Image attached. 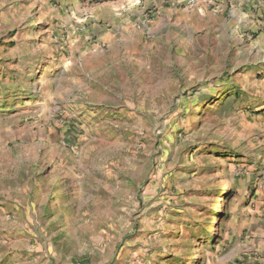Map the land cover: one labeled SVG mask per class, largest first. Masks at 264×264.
Listing matches in <instances>:
<instances>
[{"label": "rangeland", "instance_id": "374dc122", "mask_svg": "<svg viewBox=\"0 0 264 264\" xmlns=\"http://www.w3.org/2000/svg\"><path fill=\"white\" fill-rule=\"evenodd\" d=\"M101 2L0 0V264H264V24Z\"/></svg>", "mask_w": 264, "mask_h": 264}, {"label": "crops", "instance_id": "0c3cea01", "mask_svg": "<svg viewBox=\"0 0 264 264\" xmlns=\"http://www.w3.org/2000/svg\"><path fill=\"white\" fill-rule=\"evenodd\" d=\"M212 3L202 4L199 9L205 7L206 11L209 8L218 14L236 11L239 14L236 23L244 25L251 23V26L254 27L264 24V0H213ZM151 9L155 10V14L161 12L172 14V12L177 13L179 10L194 8H186L174 0H106L91 7L86 15L89 20L93 21L92 26L96 30L104 32L103 30L107 29L108 32L115 34V32L118 33V30L129 27L133 15L146 16L145 12H150ZM67 12L68 10H66ZM209 14L212 13L209 12ZM263 35L264 33H260L258 37L261 38ZM98 38L104 43L105 38L103 39L102 35Z\"/></svg>", "mask_w": 264, "mask_h": 264}, {"label": "built area", "instance_id": "2783aa9c", "mask_svg": "<svg viewBox=\"0 0 264 264\" xmlns=\"http://www.w3.org/2000/svg\"><path fill=\"white\" fill-rule=\"evenodd\" d=\"M182 4L186 8H196L202 4H210L213 0H174ZM213 5V3H212Z\"/></svg>", "mask_w": 264, "mask_h": 264}, {"label": "trees", "instance_id": "16d2710c", "mask_svg": "<svg viewBox=\"0 0 264 264\" xmlns=\"http://www.w3.org/2000/svg\"><path fill=\"white\" fill-rule=\"evenodd\" d=\"M101 1H106V0H101Z\"/></svg>", "mask_w": 264, "mask_h": 264}]
</instances>
